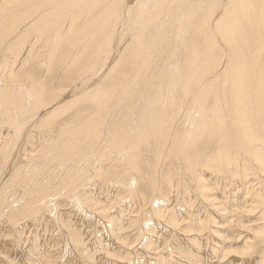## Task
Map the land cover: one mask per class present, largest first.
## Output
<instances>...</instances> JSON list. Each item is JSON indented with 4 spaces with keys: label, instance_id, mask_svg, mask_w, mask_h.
Listing matches in <instances>:
<instances>
[{
    "label": "bare ground",
    "instance_id": "6f19581e",
    "mask_svg": "<svg viewBox=\"0 0 264 264\" xmlns=\"http://www.w3.org/2000/svg\"><path fill=\"white\" fill-rule=\"evenodd\" d=\"M119 194L104 245L118 222L159 232L150 197L182 194L171 220L193 204L198 231L187 259L216 264L204 237L229 243V225L245 232V262L264 264V0H0V237L27 220L52 232L37 243L75 258L97 220L86 206L104 215Z\"/></svg>",
    "mask_w": 264,
    "mask_h": 264
},
{
    "label": "rangeland",
    "instance_id": "374dc122",
    "mask_svg": "<svg viewBox=\"0 0 264 264\" xmlns=\"http://www.w3.org/2000/svg\"><path fill=\"white\" fill-rule=\"evenodd\" d=\"M63 68V67H62ZM61 68V69H62ZM66 91H68V88H66L65 89ZM69 92V91H68ZM145 182H147V178L145 179ZM145 184L142 186V190L145 192L146 190H144L145 188ZM163 188V186H161V189ZM153 195V194H152ZM156 195H158V194H154L153 195V197L151 196H149L150 197V201H148L149 203H147V205L145 206L146 207V209H145V211H148L149 213H151V218H150V220L152 219V221L155 223H157V226H162L161 228H159L160 229V231L159 232H157V231H148V230H146V231H148V233L145 231V232H142V233H134V229L132 228V229H130L129 228V226H130V223H131V225L134 223V222H130V223H125V221H123V222H118L117 224H116V226H115V228L117 227V235L115 236V238H117V239H115V240H117L116 242L114 241V244H110L109 243V245H108V243L106 244L105 243V245L103 244V243H101V240H99V226L100 225H102L103 223H105V222H107V221H109V219H110V221H114V219L112 220V218H114L115 217V219L116 218H118L117 217V215H118V211H120L121 210V206H120V204L123 206L124 205V203H126V201H127V199L124 197V196H122L121 194H119L118 195V197L116 198V201H114L113 202V204H106V203H103V202H101V203H103V207L105 206V208L108 210H105L104 212H102V213H104V215H97V213H98V211H100L101 209H99L100 207H99V204H98V206H96L95 204H93L92 202H91V204L93 205V207H92V205L89 207L88 205L86 206V209H87V211H88V213H89V215L90 214H92L94 217H96L97 216V220L96 221H91V224H93L94 223V225H92L91 226V228H93L92 229V231H93V233L91 234V235H89L87 238H85V237H83V239H82V244H81V250H82V252L83 253H80L77 257H75V258H69L68 257V259L66 258V260H64L63 259V255L61 254V246H58V248H54V247H50L48 244H47V242H43L42 243V240H41V242L40 243H37V238H39L40 237V235L41 236H44V234H45V236H50L51 234H52V232L50 231V230H46L47 228L44 226V225H42V227L40 228V229H38L37 227H39V226H36L34 229L36 230H34L33 229V231L32 230H30V228L32 229V226L30 225V224H28V222H27V220L26 221H23V222H21L20 224H19V226H17V228L16 229H14V232L16 233L15 234V236H14V233L11 231V230H8V232H9V234H11V235H9V237H6L7 235H6V233H8L7 232V230H6V232L5 233H2V235H1V237H0V264L2 263V264H113V263H115L116 261H118L119 262V264L120 263H123V264H153V263H155L156 262V264L158 263V261H159V263L158 264H185L184 262H186V264H197V260L198 259H196V261L194 262V261H190L189 259H187V257L189 256V253H188V251L190 252L192 249H194L193 251H195L196 253H198V250L196 249L197 247L195 246V243H194V240H195V236L194 235H197V234H195L196 232L198 233V231L196 230V229H194L195 227H193L192 225H193V222H192V215H193V212H192V214H191V212L190 211H192V208H193V204H191L190 205V208H189V213H184V214H180V216H179V213L180 212H178L177 214H178V220H177V218H176V220H174V221H172L171 220V218H172V215L174 214V212L176 213L177 212V209H179V207H181V204H182V194H178L177 195V197L180 199H176V202H175V204H169V201L168 202H165V201H163L162 199H165V197H167L168 196V194L164 197L163 195H161V197L160 196H156ZM180 195V196H179ZM86 196V197H85ZM156 197H157V199H156ZM82 198V197H81ZM83 198H87V194H85L84 195V197ZM82 198V199H83ZM152 198V199H151ZM160 198V199H159ZM81 199V200H82ZM88 199H89V196H88ZM123 199V200H122ZM155 200H157V201H155ZM162 200V201H161ZM125 201V202H124ZM158 201H159V203H158ZM122 202V203H121ZM120 203V204H119ZM181 203V204H180ZM59 204H61V206L59 207ZM119 204V205H118ZM156 204V205H155ZM179 204H180V206H179ZM57 205V204H56ZM114 205V206H113ZM176 205V206H175ZM58 208H57V215H59V216H61L62 218H64V220H66V214H67V211H68V207L66 206V207H64L63 205H62V203L59 201L58 202ZM69 206V205H68ZM150 206V207H149ZM171 206V207H170ZM179 206V207H178ZM99 207V208H98ZM154 207H155V209H154ZM163 207V208H162ZM175 207V208H174ZM177 207V208H176ZM69 208H70V206H69ZM98 208V209H97ZM148 208V209H147ZM162 208V209H161ZM116 209V210H115ZM119 209V210H118ZM153 209L155 210V211H153ZM173 209V210H172ZM95 210H96V212H95ZM98 210V211H97ZM163 210V211H162ZM169 211V216L167 217V215H163V213L164 212H166V211ZM176 210V211H175ZM102 211V210H101ZM160 211V212H159ZM162 211V212H161ZM171 211V212H170ZM61 212V213H60ZM117 214H115V213ZM154 212V213H153ZM113 213V214H112ZM159 213V214H158ZM95 214V215H94ZM115 214V215H114ZM154 214V215H153ZM240 214V213H239ZM239 214H238V217H239ZM244 214V210H243V213L241 214V215H243ZM92 215H90V217L92 216ZM107 215H109V216H107ZM160 215V216H159ZM104 216V217H103ZM114 216V217H113ZM224 216V217H223ZM155 217H157V218H155ZM227 216L225 215V214H223L220 218H222V219H219L218 220V222H219V224H221V225H223L224 223L226 224L228 221H230L228 218H227V220H225L224 218H226ZM237 217V215H235L234 216V218H238ZM186 218V219H185ZM245 218V217H244ZM154 219V220H153ZM168 219V220H167ZM102 220H103V222H102ZM160 220H162L161 222H159ZM185 220V221H184ZM120 221V220H119ZM165 221V222H164ZM167 221V222H166ZM177 221V222H176ZM227 221V222H226ZM99 224V225H97V223ZM144 222V221H143ZM171 222H172V224H171ZM174 222V223H173ZM69 223V222H68ZM158 223H159V225H158ZM165 225H164V224ZM175 223H176V226H172V225H175ZM25 225V227H26V229H25V227H23L24 225ZM69 224H71V223H69ZM75 224V223H74ZM140 224L142 225V224H144V223H142V220H140ZM28 225V226H27ZM96 225H97V227H96ZM120 225H122V226H120ZM164 225V226H163ZM21 226L23 227V228H21ZM71 226H72V228H73V230L75 231V233H76V235H77V237H82V231L80 230V226L79 225H72L71 224ZM119 226V227H118ZM168 226L170 227V228H168ZM44 227H45V229H44ZM96 227V228H95ZM172 227V228H171ZM187 229H186V228ZM229 225L227 226L226 225V229H225V231H222L223 232V234H224V232H225V234L226 235H230L231 236V238L229 239V243H226V242H224V244L222 243V242H220V241H218L217 239H218V237L219 236H217V235H206L205 237H204V243H205V246L204 247H202V251L203 250H205L204 252H205V255H207L205 258H206V262L210 259L211 261H215L216 262V264H219V263H221V264H232V261H234V260H237L238 262L236 263V264H250V263H246L245 262V259H246V251H245V243L243 242L244 241V239H245V232H244V234H243V231L241 232V226H230L229 228ZM189 228V229H188ZM238 228V229H237ZM23 229H25V231L23 230ZM44 229V230H43ZM97 229V230H96ZM172 230V232H170L171 230ZM17 230V231H16ZM38 230V231H37ZM170 230V231H169ZM187 230V231H186ZM190 232H189V231ZM34 233H32V232ZM35 231V232H34ZM43 231V232H42ZM45 231H48V232H45ZM94 231H95V233H94ZM98 231V232H97ZM239 231L241 232V234H240V238L237 240L236 238L237 237H235L236 236V234L237 233H239ZM149 232H151V234L149 233ZM155 232H157V234L155 233ZM160 232H161V234H163L164 235V240H163V245L162 246H160L158 243H157V238H155V236H157L158 234H160ZM195 232V233H194ZM13 233V234H12ZM47 233V234H46ZM99 233V234H98ZM145 233V234H144ZM190 233H192V234H190ZM3 234H4V236H3ZM35 234H37V236H33V235H35ZM97 234V235H96ZM169 234H171V235H169ZM12 235H13V237H12ZM25 235V236H24ZM119 235V236H118ZM150 235V236H149ZM193 235V236H192ZM11 236V237H10ZM153 240V242H154V245H155V243H156V247L154 246V248H153V245H150L151 244V242H152V240L149 238V237ZM154 236V237H153ZM20 237V238H19ZM24 237V238H23ZM33 237V238H32ZM96 237V238H95ZM132 237H133V239H132ZM145 237V238H144ZM149 238V240H148V238ZM174 237V238H173ZM208 237H209V239H208ZM211 237V238H210ZM235 237V238H234ZM5 238V239H4ZM13 238H16L15 239V241H14V243L15 242H17L16 243V245L13 243L12 245H11V243H12V240L11 239H13ZM31 238H32V240H31ZM119 238H121L122 240H126V244L125 245H127V243L130 245V249H128L127 251L129 252V254H128V256H126V259H118V257H123V253H121V251L119 250V249H116V244H120V239ZM139 238V239H138ZM142 238H143V241H142ZM156 239V241H155V239ZM193 238V239H192ZM244 238V239H243ZM9 239V242L7 241ZM90 239V240H89ZM208 239V240H207ZM214 241H213V240ZM11 240V241H10ZM35 240V242L33 243V241ZM95 240V241H94ZM220 240H222V238L220 237ZM235 240V241H234ZM146 241V242H145ZM148 241H150V243L148 242ZM212 241V242H211ZM216 241H218L219 243H220V246L218 245L219 243L217 242L216 243ZM19 242H20V244H19ZM92 242V243H91ZM109 242V241H108ZM132 242V243H131ZM146 244H145V243ZM153 242H152V244H153ZM171 242H173V243H171ZM193 242V243H192ZM208 242V243H207ZM253 242V241H252ZM5 243L7 244V245H5ZM96 243H97V245H96ZM135 243V245H132V244H134ZM144 243V244H143ZM149 243V244H148ZM34 246H36V247H34ZM38 244V245H37ZM42 244V245H41ZM43 244H44V247H43ZM85 244V245H84ZM100 244V245H99ZM171 244V245H170ZM184 244H187V245H184ZM211 244V245H210ZM215 245V247H214V245ZM222 244L223 245H225L226 247H224V246H222ZM16 247H15V246ZM31 245V246H30ZM46 245V246H45ZM93 245V246H92ZM108 245V246H107ZM138 245H139V247H138ZM145 245V246H144ZM149 245V246H148ZM192 245V246H191ZM232 246V248H230L229 246ZM9 246H11V248L9 249L8 247ZM84 246H86V247H88V249H89V253H88V255L86 254L87 252H88V249L86 248V247H84ZM128 246V245H127ZM137 246V247H136ZM172 246V247H171ZM190 248H189V247ZM213 246V247H212ZM27 247H28V249H27ZM30 247V248H29ZM32 247V248H31ZM34 247V248H33ZM103 247V248H102ZM108 247V248H107ZM132 247V248H131ZM136 247V248H135ZM145 247V248H144ZM148 247L150 248V249H148ZM213 248V249H211V248ZM222 249H221V248ZM229 247V248H228ZM7 250H6V249ZM15 248V249H14ZM43 248V249H42ZM138 248V249H137ZM143 248V249H142ZM147 248V249H146ZM155 248H156V250H155ZM204 248V249H203ZM218 248H220V249H218ZM14 249V250H13ZM18 249V250H17ZM87 249V250H86ZM103 249V250H102ZM134 249V250H133ZM135 249H136V251H137V253H135ZM163 249H165V250H163ZM173 249V250H172ZM190 249V250H189ZM209 249H211V250H209ZM214 249H216V250H214ZM36 250V251H35ZM40 250V251H39ZM45 250H49L50 251V253L48 254V258L46 257L45 258V256H42V255H40L41 254V252L42 251H45ZM85 250H86V252H85ZM98 250V252H96ZM100 250H101V252H100ZM131 250V251H130ZM140 250V251H139ZM151 250V251H150ZM221 250V251H220ZM6 251V252H5ZM8 251V252H7ZM32 251V252H31ZM93 251V252H92ZM146 251H148V252H146ZM160 251H162V252H160ZM173 252V254H174V256H176L175 258H174V256L172 255V252ZM193 251H191L192 253L191 254H193ZM216 252L217 254H213V252ZM219 251V252H218ZM28 252L31 254H28ZM36 252V253H35ZM100 252V253H99ZM114 252V253H113ZM133 252L135 253V255L136 256H134V254H133ZM139 252V253H138ZM144 252V253H143ZM156 252H157V256H158V254L159 255H162V257L160 258V257H156ZM203 252V253H204ZM224 252H225V254H227V255H225L224 254ZM227 252V253H226ZM234 252V253H233ZM94 253V254H93ZM119 253V254H118ZM144 255H143V254ZM149 253V254H148ZM153 253V254H152ZM155 253V254H154ZM218 253H219V255H218ZM23 254V255H22ZM93 254V256L94 257H92L91 258V255ZM118 254V255H117ZM139 254V255H138ZM120 255V256H119ZM133 256V258H131L132 256ZM149 255V256H148ZM155 255V256H154ZM166 255H168V258H165L164 256H166ZM172 255V256H171ZM204 255V256H205ZM215 255H218V256H216L215 257ZM221 255V256H220ZM224 255V256H223ZM2 256V257H1ZM9 256V257H8ZM20 256V257H19ZM81 256V257H80ZM96 256V257H95ZM118 256V257H117ZM139 256V257H138ZM208 256L210 257V258H208ZM226 256V257H225ZM228 256V257H227ZM32 259H31V258ZM135 257V258H134ZM152 257V258H151ZM156 257V259L155 260H157V261H155L153 258H155ZM219 257V258H218ZM220 257H221V260H219L220 259ZM231 257V258H230ZM82 258V259H81ZM148 258H151L152 259V261H153V263L151 262V260L149 259L148 260ZM173 258V259H172ZM178 258V259H177ZM186 258V259H185ZM208 258V259H207ZM213 258H216V260L215 259H213ZM226 258V259H225ZM3 259V260H2ZM6 259V260H5ZM136 259V260H135ZM139 259V260H138ZM143 259H145V260H143ZM225 259V260H224ZM51 260V261H50ZM87 260V261H86ZM130 260V261H129ZM175 261V263H174V261ZM241 260V261H240ZM2 261V262H1ZM66 261V262H65ZM112 261V262H111ZM115 261V262H114ZM137 261H139L138 263H137ZM140 261H142V262H140ZM145 261V262H144ZM155 261V262H154ZM162 261V262H161ZM189 261V262H188ZM8 262V263H7ZM53 262H55V263H53ZM132 262V263H131ZM144 262V263H143ZM193 262V263H192ZM234 264V263H233Z\"/></svg>",
    "mask_w": 264,
    "mask_h": 264
}]
</instances>
